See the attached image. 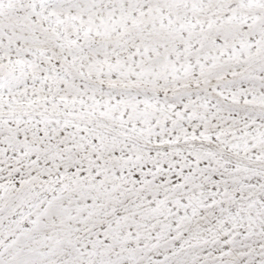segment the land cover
Returning <instances> with one entry per match:
<instances>
[{"label": "snow or ice", "instance_id": "6c2138e0", "mask_svg": "<svg viewBox=\"0 0 264 264\" xmlns=\"http://www.w3.org/2000/svg\"><path fill=\"white\" fill-rule=\"evenodd\" d=\"M0 264H264V0H0Z\"/></svg>", "mask_w": 264, "mask_h": 264}]
</instances>
